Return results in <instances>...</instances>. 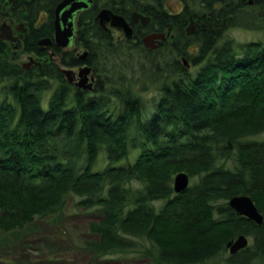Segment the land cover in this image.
<instances>
[{"label": "trees", "instance_id": "obj_1", "mask_svg": "<svg viewBox=\"0 0 264 264\" xmlns=\"http://www.w3.org/2000/svg\"><path fill=\"white\" fill-rule=\"evenodd\" d=\"M59 1L48 0L50 19L35 40L54 35ZM99 1L78 21L85 60L56 47L59 60L26 69L0 44V84L6 82L0 93V231L36 219L61 230L73 200L100 214L89 222L95 237L85 244L95 258L120 253L144 264H210L245 234L251 243L224 263L264 264V222L228 204L248 194L264 215V40L225 38L240 22L257 24L260 14L249 21L229 8L220 19L208 13L201 20L206 26L191 35L190 17L201 2L187 0L171 13L164 10L167 0H158L159 12H145L151 28L172 25L174 37L152 50L138 34V40L117 41L103 31L95 18ZM105 6L113 7L111 0ZM160 16L163 28H156ZM31 48L38 50L36 43ZM83 64L96 76L93 89L76 86L64 73ZM151 87L158 95L147 103L143 93ZM180 171L193 182L176 193Z\"/></svg>", "mask_w": 264, "mask_h": 264}, {"label": "flooded vegetation", "instance_id": "obj_2", "mask_svg": "<svg viewBox=\"0 0 264 264\" xmlns=\"http://www.w3.org/2000/svg\"><path fill=\"white\" fill-rule=\"evenodd\" d=\"M62 1L63 0H60L57 3L56 7L54 8V19H53L54 35L53 36L44 35L35 40L34 33H38L37 30L42 26H44V24L47 23L50 19V15H51L49 12L50 6L49 8H46V5L48 4V0L47 1L46 0H0V44H4L6 49L3 50L6 53H9L10 57H15V56L20 57L16 62L20 64L22 67L25 68L24 65L29 64L30 67L26 69H31L32 67L40 66L47 61H51V62L57 61L58 60L57 58L60 59L61 56L58 53V51L55 49L56 47L62 49L63 52L74 51L83 60L87 58L88 52L87 54H85V57L83 58L82 55L86 50L83 49L84 52L80 53L79 44L76 40L78 33V21L80 14L85 13L88 9L94 8V6L96 5L95 0H91L87 7L78 9L72 13V16L70 17L69 20H73L74 22V36L71 38V42L69 46H67V47H71V49H67V50L65 49L66 47L61 48L57 46L56 38H55L56 37L55 20L57 17L56 8ZM106 1L100 0L99 3L97 4L98 9L95 18L101 29H103V31L109 32L111 35L117 38L116 39L117 41H122L123 39H127V40L132 39L138 34L140 36L139 39H141L143 43V39L146 35L151 34L153 32H164L163 30L160 29L153 30L151 28V25L153 24L152 23L153 18L151 17V15L148 16V14L145 13L146 10L149 11L157 10L159 12L158 7L156 5L162 4L163 7V3L158 2V0H155L154 2H151V0H111L113 7L105 6ZM199 1L201 2L200 5L198 6L199 14L197 13L191 15L196 25V32L198 27H200L201 25L206 26V23H203L201 20L202 18H206L208 13H210L213 17L215 16L220 19L222 18V14H221L222 11H225L226 8H229V10L232 11H238L240 14V19L243 18L244 13L246 12L245 9L248 8H252L257 11L253 13L264 14V0H197L196 2ZM166 2L164 5V10L165 11L168 10L171 13H179L187 5L186 3L187 0H173V2L176 3L177 5H181L180 6L181 10L176 12L169 9L168 6H166ZM105 8L111 9L114 13L120 14L126 18V20L130 23V25L134 30L132 38H128L126 36V33L123 28L112 26L110 22L107 23L106 27H104L101 24L99 13L102 9ZM135 13H138L139 15L148 16L150 18L149 22L147 24H144L142 18L140 16H135ZM191 17H190V23H191ZM154 25L156 28L158 27L163 28V20H161V16L159 19L154 20ZM1 33L10 36L11 39L2 38ZM137 37L138 36H136V38ZM173 37L174 35L172 34V36H169L167 40L165 41L161 40L159 42V46L161 44L169 42ZM46 38L51 39L52 41L51 44L44 45L40 43L42 40ZM34 43L37 44L38 50L31 48V44ZM25 53H27L26 55H28L29 61L22 63L21 56H23L22 54ZM86 65L88 64H83L78 67H71V68H79L78 70L79 71L78 77H79L81 68L85 67ZM90 75H91L90 80L92 81V76H93L95 78L94 82H96L97 79L94 73L92 74L91 72ZM76 82L77 81L73 83L76 84ZM227 254L234 255L231 254L229 250L227 251Z\"/></svg>", "mask_w": 264, "mask_h": 264}, {"label": "rangeland", "instance_id": "obj_3", "mask_svg": "<svg viewBox=\"0 0 264 264\" xmlns=\"http://www.w3.org/2000/svg\"><path fill=\"white\" fill-rule=\"evenodd\" d=\"M166 6L173 11H180V6L168 0ZM197 11L198 7L195 8ZM244 13L246 20L249 21L255 18L257 12L255 9H245ZM263 14H260V19L257 24H248L247 21L240 22V26H232L225 38H232L239 43L249 42L253 40H264V19ZM247 23V24H246ZM71 49V47H66ZM193 51L196 50L192 48ZM79 52L83 53L84 50L79 48ZM22 54L21 62H28V55ZM59 60V58H57ZM70 68V67H64ZM75 71L78 77L79 68H71ZM93 74V70L91 71ZM90 73L88 75L89 82ZM141 82L142 78H141ZM141 82L136 83L134 86L137 90H141ZM6 82L0 84V93L3 92V87ZM158 95L155 88H150L143 97L149 103ZM264 137V134H262ZM102 154V153H101ZM138 154V149L131 152L129 160L135 161ZM128 159H123L117 165L126 162ZM102 167V162L96 168ZM193 179H191V183ZM162 203V202H161ZM67 221L64 226L59 230L55 224L50 223L49 219L42 220L36 219L34 222L28 224L23 229H18L12 232L0 231V264H144L145 262L136 259L133 255H123L120 253L107 254L103 257H93L90 255L85 244L94 238L95 235L90 234L89 222L99 221L100 214L95 208L93 209H80L74 205L73 200L69 202L67 207ZM228 254H225L222 259L224 260ZM223 260H216L210 264H225Z\"/></svg>", "mask_w": 264, "mask_h": 264}, {"label": "water", "instance_id": "obj_4", "mask_svg": "<svg viewBox=\"0 0 264 264\" xmlns=\"http://www.w3.org/2000/svg\"><path fill=\"white\" fill-rule=\"evenodd\" d=\"M91 0H63L56 8V20H55V33H56V45L65 48L69 46L71 42V38L74 36V22L73 20H69L72 16V13L78 9L87 7ZM69 6V7H68ZM67 7V8H66ZM135 16H140L143 20L144 24L149 22V17L144 15H139L135 13ZM99 18L101 24L106 27L107 23L110 22L112 26H116L119 28H123L126 36L128 38L133 37L134 30L130 23L126 20V18L120 14L114 13L111 9L105 8L102 9L99 13ZM136 20V17H135ZM188 33L193 35L196 32V25L191 17V23L188 27ZM169 36H172L171 26L168 31L164 32H153L144 37L143 43L144 46L148 49H157L159 46V42L161 40L165 41ZM1 37L5 39H11L10 36L1 33ZM51 39L46 38L42 40L41 44H51ZM17 48V47H15ZM87 51H85L82 57H85ZM184 62L188 64L186 58H183ZM25 68H29V64L24 65ZM92 67L90 65H86L81 68L79 77L76 76L75 72L71 68H64V73L67 79L70 82H76V86L85 89H93L94 87V77L92 76L93 82H89V73H91ZM191 184L190 175L185 171H180L174 176V189L176 193L184 192L189 185ZM229 206L239 215L245 216L257 224H262L264 222V215L259 210L257 204L253 200V198L248 194H239L231 197L228 200ZM251 243V239L249 236L245 234H239L235 238L231 239L227 248L231 254H236L240 250L246 248Z\"/></svg>", "mask_w": 264, "mask_h": 264}, {"label": "bare ground", "instance_id": "obj_5", "mask_svg": "<svg viewBox=\"0 0 264 264\" xmlns=\"http://www.w3.org/2000/svg\"><path fill=\"white\" fill-rule=\"evenodd\" d=\"M189 186H190V185H189ZM188 188H189V187H188ZM188 188H187V189H188ZM187 189H186V190H187Z\"/></svg>", "mask_w": 264, "mask_h": 264}]
</instances>
